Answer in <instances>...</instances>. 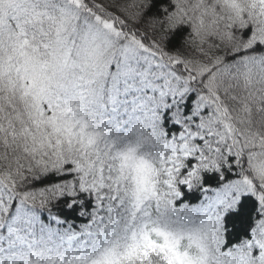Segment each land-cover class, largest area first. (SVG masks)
Here are the masks:
<instances>
[{"label": "trees", "instance_id": "obj_1", "mask_svg": "<svg viewBox=\"0 0 264 264\" xmlns=\"http://www.w3.org/2000/svg\"><path fill=\"white\" fill-rule=\"evenodd\" d=\"M138 96L152 109L123 143ZM183 132L166 200L142 191ZM0 192L3 264H208L241 245L264 264V0H0ZM155 203L161 228L128 223Z\"/></svg>", "mask_w": 264, "mask_h": 264}, {"label": "rangeland", "instance_id": "obj_2", "mask_svg": "<svg viewBox=\"0 0 264 264\" xmlns=\"http://www.w3.org/2000/svg\"><path fill=\"white\" fill-rule=\"evenodd\" d=\"M138 49L142 50V48L140 49V47H138ZM139 77H141L142 79L141 87L148 88L152 81L151 77L146 74L139 76ZM164 87H165V90L167 91L168 85L165 84ZM149 106H150L149 101H144L138 105L133 106V111H135L133 112L134 116L137 117L140 115L139 113L140 109H145L142 113L146 114L147 112H149V108H148ZM128 121H131V118ZM125 125H127V123H124L123 126ZM140 127H141V124H139V127H136L135 129L131 131L129 129V126L125 128L123 127V130L126 132L123 135L124 137L121 138V141L127 144H130V143L133 144L134 142H136L139 137L137 132L139 131ZM126 128H128V130H126ZM199 130L202 131L203 130L202 127H199ZM186 138L189 141H193L196 138V132H193V133L183 132L182 134L176 136L174 141H170L164 144L159 149L156 148L154 151H152L151 154H149L153 161L152 164L155 166V172L151 176V180L142 182V191L144 190L146 192L159 193V195L161 196V199L165 201V197L162 195V193L165 190L170 191L174 185V180L176 177L175 173L178 171L179 165H180L179 161L177 160L179 153L182 155L183 158H189L191 157V153L194 151V149L191 148L189 143L184 141ZM197 155H200V152ZM127 195H128V199L131 200L133 196L132 193H129ZM150 202L151 201L149 200V203ZM123 203H126L125 200L123 201ZM119 208L123 209L122 207H118V209ZM165 211H167V209L163 205L155 203L151 205L150 212L144 213L141 211L137 212L136 210L135 212H137V214L132 217L133 220L128 221V215L125 214L127 211H121V214L123 216L126 215L125 223H127L128 221V223L129 224L131 223L132 226H134V224H141L142 232H144L145 234L148 227L150 228V233H151L154 231V229L161 228V226L164 225ZM124 229H127V228H123V230ZM142 232L137 231V235L139 236L144 235ZM140 255L144 257L148 263H150L149 257L154 256V253L151 250H149V251L140 252ZM20 262H21L20 260H18L17 262H13L12 260H9L7 264H19ZM214 262L221 263V264L223 263L221 259H216L214 260ZM3 263H4L3 261H0V264H3ZM24 264H28V263L24 262Z\"/></svg>", "mask_w": 264, "mask_h": 264}]
</instances>
